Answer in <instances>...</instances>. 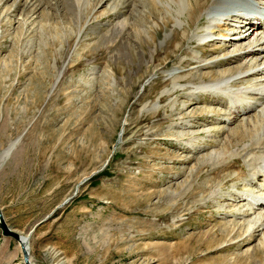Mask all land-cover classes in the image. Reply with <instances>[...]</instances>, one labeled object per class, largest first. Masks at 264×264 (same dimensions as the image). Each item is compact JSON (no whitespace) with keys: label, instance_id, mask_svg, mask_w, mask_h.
I'll use <instances>...</instances> for the list:
<instances>
[{"label":"rangeland","instance_id":"obj_1","mask_svg":"<svg viewBox=\"0 0 264 264\" xmlns=\"http://www.w3.org/2000/svg\"><path fill=\"white\" fill-rule=\"evenodd\" d=\"M26 1L0 0V208L23 235L43 219L33 264H264V102L182 79L239 61L195 66L225 50L179 51L172 0ZM0 264H25L1 228Z\"/></svg>","mask_w":264,"mask_h":264},{"label":"bare ground","instance_id":"obj_2","mask_svg":"<svg viewBox=\"0 0 264 264\" xmlns=\"http://www.w3.org/2000/svg\"><path fill=\"white\" fill-rule=\"evenodd\" d=\"M72 1L75 6V11L78 13L80 17L82 15L81 10H82L84 0H72ZM102 1L104 0H101L100 2ZM163 1H166V0H163ZM163 1L160 0V2H163ZM27 2H29V0H27L26 3ZM260 2L264 4V0H260ZM168 4L169 6H171V8H168V9H171L174 13L173 16L174 17L178 16V18H180L178 20L176 18H173L176 23L174 28L178 29L180 32L179 42L177 44L179 51L182 50L183 52L189 49V46L185 44L187 40L190 43L197 44L198 46H205L208 44V46H214L215 49L225 50V54L210 57L211 60H207V62H205L204 59L198 56L192 55L190 60H194L198 63L195 66H197L199 69L204 68L205 66L206 67H214V66L220 67L221 65L226 64V63H233V62L239 61V64L233 68H227L226 70H223V69L218 70L214 76L216 78L212 82H207V81L202 80V78L199 77V73H198V76L192 75L191 79H187V77H185L186 75H183L182 79L188 80V82L190 83L192 82L196 84L194 86V89L198 86L199 88H203L204 90L205 89L206 90L207 89H213V90L222 89L231 95L233 94L238 95V92H240L241 95L242 94L245 95L243 99L245 100V102L248 101V98H252V97L260 98L262 99V102H264L263 100L264 99V22L260 20L256 21L254 20L253 17L245 16L238 11L236 12L230 11L232 10L233 7L239 6V5L251 7L254 5L253 1L251 0H172V2L170 1ZM175 10H176V13H175ZM168 12L169 11L167 10V13ZM237 21H239V23H236ZM199 23L201 24V26L197 25ZM232 32L233 34L240 33V32L243 34L239 38H236V39H233V38L221 39V38L213 37L214 33L222 35V36H228V35H231ZM219 45H222L224 47H219ZM232 45H234V48L232 50H229V47H232ZM211 51H215V50H211ZM243 57H245V61L244 59H242ZM181 61H182V65H186L190 63L189 61L186 60V58L181 59ZM197 72H199V70ZM202 76L203 77L207 76V73L204 72ZM245 82L246 84H244ZM253 103L255 105H258V102L253 101ZM228 108L229 107L227 106V109ZM246 110L247 109L245 108L244 112ZM250 111L252 110H248L246 113H249ZM261 115L262 113L259 115L257 113L255 114L254 116L255 121H252V123L250 124L251 125L250 127H253V128L258 127V125L255 123H257L260 119L262 120L261 121L262 123H260V126L264 124V119L263 117L261 118ZM257 129H260V128L258 127ZM245 130H246V124L242 125L241 128L234 129L232 131V134L235 137L237 135L243 134ZM253 131H256V130H253ZM254 136L256 135L254 134ZM246 138H247V135H246ZM255 138H257V136ZM237 141H242V139L239 138ZM14 145L15 143H12L9 146V148L7 149L5 153V156L10 154L11 150L14 148ZM262 146H264V144ZM247 150H248V146L243 145V148L241 151L244 152ZM256 163H258V165L255 171L253 172L254 173L253 177L256 178L259 176H264V154L261 155L257 159ZM252 204L254 207L253 208L250 207V209L257 208L258 205L264 206V198L263 199L256 198L254 201H252ZM258 215H262L264 217V210H262V212H260ZM262 219H258V220L261 221ZM253 226L254 225L252 224L249 225V227H253ZM251 235L247 238L251 239ZM30 238H31V235L29 232L28 234H25V235L21 234V239L17 241L19 243L20 250H22L21 241H25V244L27 245V250L30 254L29 256L31 257ZM248 239L247 241H249ZM262 244H264L263 241H262ZM31 263L33 264L32 260H31Z\"/></svg>","mask_w":264,"mask_h":264},{"label":"water","instance_id":"obj_3","mask_svg":"<svg viewBox=\"0 0 264 264\" xmlns=\"http://www.w3.org/2000/svg\"><path fill=\"white\" fill-rule=\"evenodd\" d=\"M108 161H109V159H107V161L104 163V165L102 166V168H104L106 165H107V163H108ZM101 168V169H102ZM101 169H99V170H101ZM99 170H97V171H99ZM96 172V171H95ZM95 172H93V173H95ZM77 192V191H76ZM76 192L73 194V195H71V196H69V197H67L61 204L63 205V204H65V203H67L69 200H71L74 196H75V194H76ZM47 218V217H46ZM45 218V219H46ZM43 220V219H42ZM41 220V221H42ZM41 221H38L37 223H35V225L31 228V230H30V235H31V232H33V230L37 227V225L41 222ZM0 228L2 229V232L5 234V235H7V236H12V237H15L16 239H21V233H20V231H18V230H16V229H14V228H12L10 225H9V223L7 222V220L5 219V217H4V214H3V211L2 210H0ZM23 234V233H22ZM21 246H22V251H23V260H24V262H25V264H32L31 263V257L29 256L30 254H29V252H28V250H27V245L25 244V241H21Z\"/></svg>","mask_w":264,"mask_h":264}]
</instances>
